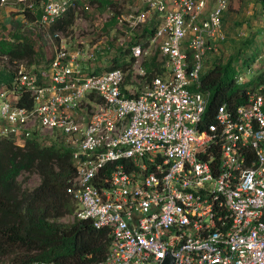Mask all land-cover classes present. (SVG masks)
I'll return each mask as SVG.
<instances>
[{"label":"built area","instance_id":"2783aa9c","mask_svg":"<svg viewBox=\"0 0 264 264\" xmlns=\"http://www.w3.org/2000/svg\"><path fill=\"white\" fill-rule=\"evenodd\" d=\"M228 3L145 0L130 18L159 22L147 45L127 42L126 71L85 70L84 55L63 44L44 68L19 63L0 83V137L72 149L75 216L109 237L96 264H161L167 254L172 264H264V70L244 103L223 102L211 120L210 91L201 89L208 53L225 40ZM40 7L38 22L49 27L90 4ZM152 48L163 71L147 80ZM127 71L143 80L139 91Z\"/></svg>","mask_w":264,"mask_h":264},{"label":"trees","instance_id":"16d2710c","mask_svg":"<svg viewBox=\"0 0 264 264\" xmlns=\"http://www.w3.org/2000/svg\"><path fill=\"white\" fill-rule=\"evenodd\" d=\"M27 1L31 7L24 6L23 14L33 21L41 14V0ZM32 9H37L35 14ZM74 19L75 12L70 10L48 29L52 34L69 33ZM154 28L152 21L143 33L134 35V41L147 45ZM0 53L11 63L27 60L28 64L37 55L33 44L23 39L0 42ZM125 53L120 50L105 70L130 69L132 59L121 57ZM156 58L157 54L152 55L145 62L147 80L163 71ZM234 59L228 56L223 62L215 57L212 66L201 76V89L210 91L207 119H212L216 107L223 102L230 106L244 103L245 89L262 81L263 72L245 84H237ZM28 64L26 67L31 68ZM12 73L7 75V80ZM24 172H36L40 179L38 185L32 189L23 187L19 176ZM75 175L71 148L57 142L41 145L33 139L20 147L11 139L0 137V263L96 264L105 259L109 246L107 233L94 228L90 220L75 216L77 204L67 190ZM66 216H73V221H60Z\"/></svg>","mask_w":264,"mask_h":264},{"label":"rangeland","instance_id":"374dc122","mask_svg":"<svg viewBox=\"0 0 264 264\" xmlns=\"http://www.w3.org/2000/svg\"><path fill=\"white\" fill-rule=\"evenodd\" d=\"M89 4L88 10L75 13L69 33L57 31L52 34L48 27L39 24L38 17L33 21L24 17V6L31 7L27 0H0V42L28 40L37 54L35 61L28 64L27 60H15L11 63L0 53V83L19 63L44 68L54 51L63 44L69 50L79 51L84 55L81 64L85 65V70H104L120 50L126 51L130 38L135 39L134 35L143 33L144 27L148 26L135 24L130 18L131 15L144 12L145 0H89ZM260 5L255 7V3L249 0L229 1L222 21L229 25L226 26L224 44L220 42L215 52L208 53L207 66H212L215 57L224 62L228 56L233 55L234 64H243L246 60L247 64H243L239 70H246L248 79L254 77L257 70L264 68V10ZM36 10L32 9L34 14ZM151 52L152 55L155 53L153 48ZM121 57L129 60L128 53ZM126 82L136 91L143 85V80L134 79L130 71H127ZM19 181L23 187L32 189L40 179L36 172H24L19 176ZM73 219V216H66L60 221L69 223Z\"/></svg>","mask_w":264,"mask_h":264},{"label":"crops","instance_id":"0c3cea01","mask_svg":"<svg viewBox=\"0 0 264 264\" xmlns=\"http://www.w3.org/2000/svg\"><path fill=\"white\" fill-rule=\"evenodd\" d=\"M230 1V0H229ZM249 1H251L252 3H255V7H257V5H260V7L264 10V0H249ZM228 6H229V3H228ZM227 9H228V7H227ZM227 9L224 11V13H223V15H222V21H223V19H224V14H225V12L227 11ZM76 13V12H75ZM263 15H264V12H263ZM153 22L154 23H158L159 22V19H157L156 17H155V15H154V20H153ZM223 24H222V29H223V32H224V34L226 33L225 31H226V26L228 25H226V23H224V22H222ZM229 26V25H228ZM225 38H226V35H225ZM221 42H223V41H221ZM223 44H224V42H223ZM255 55H256V53H255ZM230 56H233V55H230ZM253 56V55H252ZM208 58H209V56H208ZM207 58V59H208ZM207 59H206V61H207ZM206 61H205V65H206ZM243 64H247L246 62L244 63L243 62ZM243 64H234V66H235V79H236V77L239 75V74H242L244 77H245V82L243 83V84H245V83H247L248 81H250L252 78H254L256 75H258L259 73H261V72H263V70H264V68L262 69V70H257V72H255V74H254V77H252V78H250V79H248L247 78V76H246V74H247V71L246 70H244L243 72L242 71H240L239 69L240 68H242L243 67ZM206 67H207V69H206V71L210 68V66H207L206 65ZM250 69V67H248V70ZM205 71V72H206ZM204 72V73H205ZM203 73V74H204ZM246 73V74H245ZM263 76V75H262ZM258 84H254V85H250V87H248V89H253V88H255L256 86H257Z\"/></svg>","mask_w":264,"mask_h":264},{"label":"water","instance_id":"95a60500","mask_svg":"<svg viewBox=\"0 0 264 264\" xmlns=\"http://www.w3.org/2000/svg\"><path fill=\"white\" fill-rule=\"evenodd\" d=\"M173 257L170 254H167L166 258L161 262V264H172Z\"/></svg>","mask_w":264,"mask_h":264}]
</instances>
